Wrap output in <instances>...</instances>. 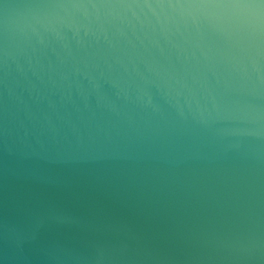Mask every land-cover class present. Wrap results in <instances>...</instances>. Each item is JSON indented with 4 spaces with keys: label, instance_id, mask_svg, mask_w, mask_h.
<instances>
[{
    "label": "water",
    "instance_id": "water-1",
    "mask_svg": "<svg viewBox=\"0 0 264 264\" xmlns=\"http://www.w3.org/2000/svg\"><path fill=\"white\" fill-rule=\"evenodd\" d=\"M0 264H264V0H0Z\"/></svg>",
    "mask_w": 264,
    "mask_h": 264
}]
</instances>
